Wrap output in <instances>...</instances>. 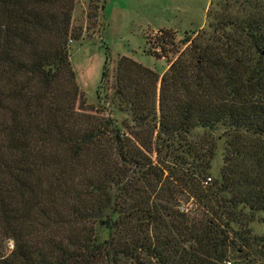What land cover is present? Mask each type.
I'll use <instances>...</instances> for the list:
<instances>
[{"label": "trees", "instance_id": "obj_1", "mask_svg": "<svg viewBox=\"0 0 264 264\" xmlns=\"http://www.w3.org/2000/svg\"><path fill=\"white\" fill-rule=\"evenodd\" d=\"M73 1L0 0V264H264L228 245L242 214L264 221V0L145 38L166 68L121 56L111 92L106 61L98 99L130 129L83 113L71 44L105 23L85 34Z\"/></svg>", "mask_w": 264, "mask_h": 264}, {"label": "rangeland", "instance_id": "obj_2", "mask_svg": "<svg viewBox=\"0 0 264 264\" xmlns=\"http://www.w3.org/2000/svg\"><path fill=\"white\" fill-rule=\"evenodd\" d=\"M217 1L101 0L104 5L101 12L99 9L96 11L93 7L100 5L97 0H74L72 21L76 27H82L85 34L97 33L95 30L98 29L101 18L105 23V29L100 38L94 37L71 44L70 63L75 72L78 86L85 96L84 109L82 107L83 113L86 110L85 116H90L95 120L112 118L118 124L130 129L132 122L129 113L123 111L116 113L111 110L109 105L98 99L97 93L106 61H108L109 66L111 65L109 92L112 90L111 86L114 80L113 67L117 58L121 56L132 57L146 67L152 68L158 73L162 72L166 68V61L143 53L146 45L145 38L152 39L153 35L158 33L160 29L175 31L177 33L176 41L182 38L185 31L199 29L208 31L207 12H220L221 6ZM232 10L231 13L233 14L238 11L236 7H233ZM218 133L213 135V137L217 136L219 141L217 143V156L211 172L212 178L218 176V170L222 165L225 137L221 135L222 132ZM195 135L197 137L195 136L193 139L199 138L201 133L196 131ZM104 144L106 145L108 142L104 141ZM162 151L163 155L164 150L162 149ZM152 157L156 162L157 153ZM184 196L186 195L184 194ZM182 207L193 212L197 205L190 200L187 204L183 203ZM197 213L198 211L193 215L204 220L206 224L210 218L209 215ZM241 219L240 222L231 226V237H229L228 245L232 248V253L237 258H264V221L258 214H242ZM9 248L12 249L10 244Z\"/></svg>", "mask_w": 264, "mask_h": 264}, {"label": "built area", "instance_id": "obj_3", "mask_svg": "<svg viewBox=\"0 0 264 264\" xmlns=\"http://www.w3.org/2000/svg\"><path fill=\"white\" fill-rule=\"evenodd\" d=\"M208 181H210V179H209V178L207 179V182H208Z\"/></svg>", "mask_w": 264, "mask_h": 264}]
</instances>
